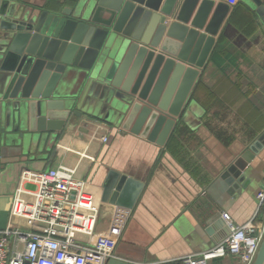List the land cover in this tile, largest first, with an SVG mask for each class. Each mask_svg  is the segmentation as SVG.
<instances>
[{
	"label": "water",
	"instance_id": "obj_1",
	"mask_svg": "<svg viewBox=\"0 0 264 264\" xmlns=\"http://www.w3.org/2000/svg\"><path fill=\"white\" fill-rule=\"evenodd\" d=\"M237 1L67 0L41 8L0 0V143L25 150L85 115L163 148ZM246 2L264 30V0ZM263 148L264 132L216 183L235 197ZM110 179L103 199L131 208L144 184L120 173ZM214 216L201 214L208 223ZM252 264H264V237Z\"/></svg>",
	"mask_w": 264,
	"mask_h": 264
},
{
	"label": "crops",
	"instance_id": "obj_2",
	"mask_svg": "<svg viewBox=\"0 0 264 264\" xmlns=\"http://www.w3.org/2000/svg\"><path fill=\"white\" fill-rule=\"evenodd\" d=\"M64 1L24 4L44 8ZM212 50L175 137L163 148L85 115H72L52 133V141L37 140L25 150L0 143V230L11 221L10 204L22 172L60 165L74 169L98 206L94 237L118 231L113 257L127 264H180L185 255L220 247L227 233L222 213L235 224L252 217L263 221L264 206L258 208L255 196L264 188V148L249 164L248 185L235 197L215 181L264 132V30L246 0L229 4ZM214 53L222 59L221 68L212 61ZM113 173L144 184L131 208L103 199ZM208 209L215 212L211 223L201 218ZM207 264L240 263L220 249Z\"/></svg>",
	"mask_w": 264,
	"mask_h": 264
},
{
	"label": "built area",
	"instance_id": "obj_3",
	"mask_svg": "<svg viewBox=\"0 0 264 264\" xmlns=\"http://www.w3.org/2000/svg\"><path fill=\"white\" fill-rule=\"evenodd\" d=\"M255 198L258 208L264 206V188ZM10 205L11 221L0 230V264H107L113 257L118 231L94 237L98 206L73 168L22 172ZM221 218L227 227L223 244L185 255L180 264H207L220 249L240 264L253 263L264 220L235 224L227 213Z\"/></svg>",
	"mask_w": 264,
	"mask_h": 264
},
{
	"label": "trees",
	"instance_id": "obj_4",
	"mask_svg": "<svg viewBox=\"0 0 264 264\" xmlns=\"http://www.w3.org/2000/svg\"><path fill=\"white\" fill-rule=\"evenodd\" d=\"M236 4V3H235ZM48 6H52L51 5V3H49L47 6H46V8L48 7ZM212 61H213V63H214V65L216 66V68L218 69V68H221V64H222V59L220 58V55L218 54V53H214L213 54V56H212ZM178 126H177V124H176V127H175V129L173 130V132H172V134L170 135V137L168 138V140H167V145L170 143V141L172 140V139H174V133L177 131V128ZM165 143V144H166Z\"/></svg>",
	"mask_w": 264,
	"mask_h": 264
},
{
	"label": "rangeland",
	"instance_id": "obj_5",
	"mask_svg": "<svg viewBox=\"0 0 264 264\" xmlns=\"http://www.w3.org/2000/svg\"><path fill=\"white\" fill-rule=\"evenodd\" d=\"M208 263V262H207Z\"/></svg>",
	"mask_w": 264,
	"mask_h": 264
}]
</instances>
